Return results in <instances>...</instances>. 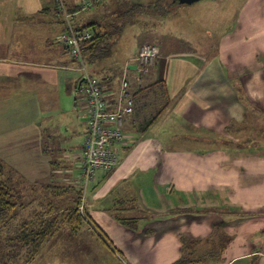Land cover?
Segmentation results:
<instances>
[{"label":"crops","instance_id":"1","mask_svg":"<svg viewBox=\"0 0 264 264\" xmlns=\"http://www.w3.org/2000/svg\"><path fill=\"white\" fill-rule=\"evenodd\" d=\"M67 1V8L72 9L76 0ZM55 2L0 0V43L13 46L12 53L0 54V103L6 97V106L0 105V123H6L0 131V168L4 172L2 167L8 166L32 187L72 185L80 190L77 181L88 109L79 91L82 77L71 75L81 72L57 41L64 26L51 12ZM76 17L78 25L74 27L85 26L84 17ZM257 23L246 20L239 28L257 27ZM161 32L160 40L166 42ZM249 39L250 52L243 49L242 53L234 46L236 40L222 42L211 52L189 48L176 51L154 44L158 56L146 74L137 72V57L145 43L124 58L117 48L111 50L107 59L97 63L102 75H109L106 81L101 77V81L106 86L105 99L112 106L120 98L124 80L129 83L132 100L138 90L162 81L167 91L165 111L145 132L139 130L134 104V113L126 118L124 127L129 139L115 148L119 163L106 174L98 172L87 187L93 198L90 207L86 206L87 213L107 235L118 236L117 243L129 252L135 264H173L181 256L185 235L188 248H195L196 253L201 251L199 243L207 242L212 235L226 238L227 243L228 235L235 236L233 254L228 255V244L219 247L224 249L221 255L224 252L225 257L230 256L226 262L216 259L193 264L244 263L247 256L262 253L244 251L242 217L236 221L233 215L214 211L212 219L211 212L204 209L218 202V211L228 203L226 200H232L248 210L242 200L248 191L245 187H251L254 174L264 171L263 161L247 169L240 162L245 152L236 145L238 141L244 145L247 135L246 140L254 146L251 123L264 118V39L258 41V34ZM203 46L208 48V39ZM0 51L4 53L2 48ZM258 61L262 67L254 68ZM104 68L107 70L102 71ZM254 88L259 89L258 96ZM243 98L248 100V106ZM16 99L20 110L23 107L28 112L26 126L21 130L2 120L1 106L7 110ZM10 114L9 111L7 120H11ZM163 124H171L172 128L165 129ZM233 124L234 133L230 131ZM228 138H234L236 144ZM247 170L251 171L245 175L249 181H244ZM71 196L72 193L60 198L67 204ZM200 204L204 208L197 212L194 208ZM117 206L129 215L124 217L138 220L136 228L121 226ZM259 218L264 219V213ZM197 219L209 222L201 224L199 230L195 228ZM238 236L241 239L236 242ZM124 240L130 242L128 247Z\"/></svg>","mask_w":264,"mask_h":264},{"label":"rangeland","instance_id":"2","mask_svg":"<svg viewBox=\"0 0 264 264\" xmlns=\"http://www.w3.org/2000/svg\"><path fill=\"white\" fill-rule=\"evenodd\" d=\"M93 1L94 0H76L75 4H72V10L74 8V13H72L71 22L73 26L78 25L76 23V16H80L81 18L84 17V21L82 23L85 25L95 22V19H97V21L104 23V28L107 25L110 30H115L113 26L116 27V24L118 23V28L113 36L114 39L111 41V47L109 46V51H115L117 48L121 58L132 55L134 53L133 51H136L143 43L151 45L160 43L165 46H169L176 51L189 48L197 49L199 51L201 50V52L204 50H209L211 52L216 45L217 47L222 45V42L236 40L238 43L234 46H238V52H241L243 49L244 51L250 52L251 42L249 41H252L249 39L250 35H253L254 37V34H258V41L259 39L261 41L264 39V37H261V33L264 34V0H201L193 5L179 6L170 16L167 17H162L158 14V12L154 13L149 9H145L138 13H136L137 11H134L135 13L133 12L132 5H136L138 3L148 5L155 3L156 0H104L100 3H93ZM67 2L68 1L66 0V3ZM83 6H85L86 9H84ZM130 8L132 9L130 10ZM252 19L259 22L256 24L257 27L244 26L243 28H239L245 24L246 20ZM154 24L158 25L156 30H152L154 29L152 27ZM119 27L122 29L120 33H118L120 30ZM161 31H164V38L167 37L165 38L166 42L160 40L163 36ZM235 36L238 39H235ZM207 39L208 48L203 46L205 45ZM0 48L4 50V53L0 51V54L13 52V46L8 47V45L0 43ZM122 48L124 49L123 52ZM262 65L263 64L259 62L258 66L254 65V68L262 67ZM262 73L263 72H261V74ZM71 75H74L75 77L81 76L78 74ZM255 91L258 96L259 89L254 88L253 92ZM14 102V105L11 104V107H8L6 110V97L1 98L0 105H2V103L5 105L1 106L2 114L4 116L2 120L8 121L10 124L12 123L13 126L17 125L19 130H21V128L26 126L24 120L28 116V112L26 111V108L23 107L20 110V107H18L19 99L14 100ZM9 111L11 112V120H7V114ZM17 117H20V119L18 120ZM4 124L6 123H0V131H3ZM251 126L254 131L253 133L255 134L254 146H251L246 140V138H248L247 135H245L243 140L244 145L241 141H238L236 144V140L234 138H228V141L235 143L237 146L240 145L239 148L245 152L242 154L243 160L240 162L245 163L247 169L250 168L252 163L261 164L262 161L264 162V118L261 117L259 122L256 121V123H251ZM163 128H168L170 130L172 125L163 124ZM234 129H236L235 124L231 125L230 131L234 133ZM232 133L228 134L231 135ZM234 136L235 134H233V137ZM247 152L251 154L248 155L246 154ZM240 157L241 156L239 155L237 156L238 159ZM217 161H219V159H217ZM2 168L4 170L5 179L8 180V183L13 185L15 189L23 195V197L19 200L20 202H18L19 206L22 205L23 208H19L17 210L15 215L17 218L11 226L12 229L6 230L5 228L0 227V264L2 261H7L6 258L9 255V251L13 253V250L6 244L14 236V230L18 229V225L28 223L40 214L46 215L47 213L45 212H48L50 205L59 209L66 208L68 206L62 198L55 197L53 195L52 188H46L45 186L32 187L31 185L24 183V178L19 179L16 172L8 166H3ZM250 172V170H247L243 176L249 174ZM253 172H257V170ZM263 173L264 171H260L257 174H254L255 177L250 182L251 187H245L248 191L245 192L244 195L242 190L241 197L243 195L242 200L248 210L244 209L245 207L243 205L237 204L238 202H230L232 200H226L228 203L221 205L222 208L218 211H216V208L219 206L218 202H215L217 204H209L210 206H208V208L211 209H208L207 207L204 208V204H200L198 208H194L197 212L201 211L199 208L201 209L202 207L206 209L207 212L210 211L212 219L215 218L213 215L214 211L217 213H228V215H233L236 217V221L242 217V222L245 227V235L242 237V241L244 242V251H250L253 249L264 253V219L259 218V214L264 213ZM257 175H260L261 177H257ZM245 177L244 181H249V179ZM257 178H260L261 180L258 182ZM82 190L83 202L80 209L83 212H86V206L88 209L90 204L93 203V198L91 199L92 192L89 191V189ZM221 198H225V196H222ZM106 203L112 204L113 202L106 201ZM117 207L122 209V206ZM253 208L254 210H252ZM119 215L121 217H129L125 210H119ZM91 222L95 226V220L92 219ZM129 222L130 221H126L125 223ZM207 222H209V219H197L195 228L201 230V224H207ZM213 222H216V220H213ZM229 222L227 224L232 226ZM91 226L92 225L90 223H87L79 235H73L72 233H69L70 231L63 229L51 241L46 242L42 246L40 254L31 264H135L130 257L129 252L123 251L121 248L122 244L117 243V235L112 234V236H110L108 234V236L106 234L109 238L108 240L117 248L120 255L119 258L116 255L114 256L112 251L104 247L100 239L95 236L94 229ZM121 226L124 225L121 224ZM101 230H103V228H101ZM185 236L188 237L187 235ZM234 237L235 236L228 235L227 243L226 238L212 235L207 238V242L201 241L199 243L202 245L199 253H196L195 248H193V250L190 248L189 250L196 254L195 257H198L201 260H213V262H215V260L218 259L222 262H226L228 260L227 258L230 256L225 257L224 252L221 255V251H224V249L219 250V247L220 245L227 246L228 244V248L230 250L228 255L233 254L231 251L235 241ZM240 239L241 237L238 236L236 242ZM124 241H127L124 246L128 247L130 242L128 240ZM119 249H121L124 254H122ZM262 253L255 254L254 256H247V259L243 261L244 263H241L240 261L236 264H262ZM5 255H7V257ZM138 262H140V260ZM173 264L190 263L185 258L182 260L179 259Z\"/></svg>","mask_w":264,"mask_h":264},{"label":"trees","instance_id":"3","mask_svg":"<svg viewBox=\"0 0 264 264\" xmlns=\"http://www.w3.org/2000/svg\"><path fill=\"white\" fill-rule=\"evenodd\" d=\"M179 6L180 5L176 2V0H156L155 3H151L148 5L138 3L136 5H132V8L133 12L137 11L136 13L142 12L145 9H149L154 13L158 12V14H160L162 17H167L170 16ZM132 8H130V10ZM66 10L71 15L72 13H74V10H70L69 8H67V5ZM44 11L49 10H43V12ZM51 12L55 13L60 21V24L64 26V29L61 33L66 31L67 27L64 13L58 8L56 2ZM103 24L104 23L95 20V22H92L88 25L75 27L77 31L89 30L93 35L90 40L84 43L83 50L85 52L86 62L89 68L95 75L100 78L103 75L101 71L97 69V63L102 61L103 59H107V57L110 55L111 50L109 51V46L111 47L112 38L116 33V29L118 28V23L116 24V27L113 26L115 30H110L107 25L104 28ZM152 27L156 28L157 25L154 24ZM119 29V31H121L120 27ZM101 70L104 71L107 69L104 68ZM103 77V81H106L109 78V75ZM133 100L136 109L135 114L139 123V130L141 132H145L156 121V119H158V117L165 111L167 107V104H165V101H167V91L165 83L162 81L156 83L153 86L138 90L135 94H133ZM243 101L245 102V104L247 103L246 106H248V100L243 98ZM147 112L149 114H147ZM52 189L54 191L53 195L55 197H63L72 193L70 201L67 203L68 206L66 208L59 209L50 205L48 212H45L47 213L46 215L40 214L28 223L18 225V229L14 230V236L6 244L13 250V253H11L8 249V257L7 255H5L7 257V261H2L1 264H31L40 254L42 246L46 242L51 241L63 229L70 231L69 233H72L73 235H79L87 223H90L92 225L91 227L94 229L95 236L100 239L104 247L112 251L114 255L119 258L120 255L117 248L108 240L109 238L106 233L101 230V227L96 222L95 226L92 224V217L87 213V211L83 212L80 209L83 202V190L76 189V187L72 185L60 187L54 186ZM22 197L23 195L17 189H15L13 185L8 183V180L5 179L4 172L0 168L1 228H5L6 230L12 229L11 226L13 225L14 220H16L17 218L15 216L17 210L19 208H23L22 205L19 206L18 204V202H20L19 200ZM117 210L121 209L119 208ZM117 221H120L119 223L128 228H136L138 220L120 217ZM126 221L130 222L125 223ZM182 243L181 256L179 259L182 260L186 258L190 264L201 263L202 260L198 257H195L196 254L189 250L190 248H188L189 245L187 237L182 239Z\"/></svg>","mask_w":264,"mask_h":264},{"label":"built area","instance_id":"4","mask_svg":"<svg viewBox=\"0 0 264 264\" xmlns=\"http://www.w3.org/2000/svg\"><path fill=\"white\" fill-rule=\"evenodd\" d=\"M104 0H94L100 3ZM63 11L67 30L58 36V42L77 64L81 72L79 91L84 95L87 104L85 120L86 134L83 140V156L79 164L78 183L84 190L91 185L98 172L108 173L119 163L115 151L117 145L125 144L129 136L124 131L126 118L134 113V102L130 97L129 83H122L120 98L115 105L105 99L106 86L101 78L89 68L83 45L93 35L89 30L77 31L71 22V14L66 10L65 0H56ZM86 9L85 6H83ZM158 56L157 47L144 44L137 57V72L146 74Z\"/></svg>","mask_w":264,"mask_h":264},{"label":"water","instance_id":"5","mask_svg":"<svg viewBox=\"0 0 264 264\" xmlns=\"http://www.w3.org/2000/svg\"><path fill=\"white\" fill-rule=\"evenodd\" d=\"M201 0H176V2L180 5V6H184V5H193L197 2H199Z\"/></svg>","mask_w":264,"mask_h":264}]
</instances>
